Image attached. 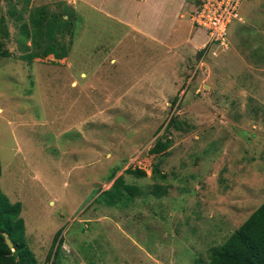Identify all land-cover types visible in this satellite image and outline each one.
I'll list each match as a JSON object with an SVG mask.
<instances>
[{"label": "rangeland", "instance_id": "obj_1", "mask_svg": "<svg viewBox=\"0 0 264 264\" xmlns=\"http://www.w3.org/2000/svg\"><path fill=\"white\" fill-rule=\"evenodd\" d=\"M96 2L0 0V191L21 205L37 264L207 262L264 200V0H243L228 46L210 49L181 46L198 0L174 32L164 18L162 42L126 26L139 3ZM39 7L75 14L72 39L58 37L66 58L28 64L18 17ZM158 139L170 147L151 154ZM119 176L141 194L107 207L98 195Z\"/></svg>", "mask_w": 264, "mask_h": 264}, {"label": "trees", "instance_id": "obj_2", "mask_svg": "<svg viewBox=\"0 0 264 264\" xmlns=\"http://www.w3.org/2000/svg\"><path fill=\"white\" fill-rule=\"evenodd\" d=\"M24 1L28 7V0ZM8 12L11 15L15 14L16 10L11 5ZM18 18L21 23L19 27V47L22 49L20 60L30 64L35 59H44L47 56H52L55 60H61L68 56L69 45L60 41L58 37L64 38L69 35V39H72L71 31L75 14L71 13L66 19H63L58 14L50 13L45 7H39L28 14L27 21ZM7 36L5 17L0 15V38ZM2 47L0 43V56L9 57L10 54ZM171 125L172 123L169 122L166 128ZM175 126H177L176 123ZM169 147V139H165V141L158 139L149 152L160 155ZM117 171V169L114 170L109 181L114 178ZM151 173L156 182L166 179V176L159 172L156 165L152 167ZM125 174L136 177L145 175L138 169H127ZM152 188L151 193L154 196L161 197L166 194V189L157 183ZM140 194L141 190L138 186L125 183L123 177L119 176L109 189L98 195V198L105 206L114 207L120 202H131ZM20 213L21 205L10 202L0 191V264H37L33 252L27 247L24 237V222L20 218ZM2 233L8 235L13 249L4 243ZM58 235L59 232L53 239V245ZM50 255L51 252L47 254L46 260L51 258ZM196 264H264V200L223 244L210 249L207 262L197 260Z\"/></svg>", "mask_w": 264, "mask_h": 264}, {"label": "crops", "instance_id": "obj_3", "mask_svg": "<svg viewBox=\"0 0 264 264\" xmlns=\"http://www.w3.org/2000/svg\"><path fill=\"white\" fill-rule=\"evenodd\" d=\"M105 2V0H102ZM139 3V7L141 9L137 19H133L131 22H127L126 26H129L132 30L139 33L141 36H144L146 39L150 38L155 41L161 42L165 39L167 34H164V18L169 19L171 22L175 21V25L173 23L172 30L173 32L176 30V24L184 18L183 8L187 4V0H128ZM106 4V2H105ZM136 4V3H135ZM101 5V0H97L96 4ZM186 29V28H185ZM195 29L193 27L187 29V36L184 39V43L181 46H192L203 42L201 36L198 34L193 35V38L189 36V30ZM188 37V38H187ZM196 39V40H194ZM189 42L191 45H189ZM175 46V47H181Z\"/></svg>", "mask_w": 264, "mask_h": 264}, {"label": "built area", "instance_id": "obj_4", "mask_svg": "<svg viewBox=\"0 0 264 264\" xmlns=\"http://www.w3.org/2000/svg\"><path fill=\"white\" fill-rule=\"evenodd\" d=\"M243 0H198L189 14L190 23L205 33L203 48H226L229 26L240 22L239 9Z\"/></svg>", "mask_w": 264, "mask_h": 264}, {"label": "water", "instance_id": "obj_5", "mask_svg": "<svg viewBox=\"0 0 264 264\" xmlns=\"http://www.w3.org/2000/svg\"><path fill=\"white\" fill-rule=\"evenodd\" d=\"M2 236H3V238H4V243H5L10 249H13V244H12V242L10 241L8 235L5 234V233H2Z\"/></svg>", "mask_w": 264, "mask_h": 264}]
</instances>
